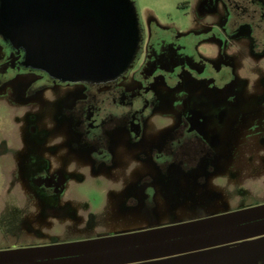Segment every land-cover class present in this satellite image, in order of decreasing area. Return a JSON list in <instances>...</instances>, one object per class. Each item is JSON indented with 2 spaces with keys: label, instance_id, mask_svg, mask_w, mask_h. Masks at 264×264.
<instances>
[{
  "label": "flooded vegetation",
  "instance_id": "flooded-vegetation-1",
  "mask_svg": "<svg viewBox=\"0 0 264 264\" xmlns=\"http://www.w3.org/2000/svg\"><path fill=\"white\" fill-rule=\"evenodd\" d=\"M130 2L137 36L126 63L68 78L28 61L1 27L0 0V93L22 105L29 151L13 193L21 220L0 225V239L47 253L16 262L27 251L2 248L0 264H139L117 254L181 240L139 238L220 220L212 233L252 224L228 223L254 209L250 195L264 197V0L185 2V30L145 19ZM90 178L116 199L112 211L127 215L124 229L97 232L69 252L55 248L51 221L79 220L66 196L72 182Z\"/></svg>",
  "mask_w": 264,
  "mask_h": 264
},
{
  "label": "rangeland",
  "instance_id": "rangeland-1",
  "mask_svg": "<svg viewBox=\"0 0 264 264\" xmlns=\"http://www.w3.org/2000/svg\"><path fill=\"white\" fill-rule=\"evenodd\" d=\"M193 1L136 0V3L140 14L145 19L154 14L162 24L175 25L179 29L185 30L191 23V11L179 10V6L185 2L193 3ZM23 112L22 105L15 98H8L0 93V147H2V141L7 143L6 154L0 153V225L2 226L10 225L12 227L15 222L21 220V215L14 213L12 209L18 206L13 193L21 189V184H19L21 180L20 164L26 159L29 152L25 147L27 146V124L26 114ZM22 185L25 191H32L26 182ZM251 185L253 186V183ZM105 187L102 182L92 178L83 183L72 182L70 184L68 192L72 195L66 196V198L72 201L75 208L79 209V220L73 221L69 217H63L51 221L54 227L50 224V228L55 230L58 238V243L54 244L55 248L69 252L68 249L82 247L89 239L95 237L97 232L124 229L123 219L127 215H116L112 211L116 199L108 192H103ZM29 202L26 200L25 203L29 205ZM248 204L249 208L254 209L240 219L230 220L228 224H236V222L252 224L217 233L212 232L219 231L224 227L221 220L198 225L191 224L179 229L155 233L142 239L139 238L135 243L145 245L165 242L168 239L170 241L171 238L181 239L177 242L144 247L117 255L122 258L127 255L138 256L139 264H264V221L256 222L264 219V197L250 195ZM31 216L32 214L27 215V219ZM91 219L93 220L91 221ZM92 226H94L93 229ZM119 234L123 235L121 232ZM191 236L192 238H187ZM236 242L239 244L234 245ZM14 244L11 242L6 245L0 239V261L7 258L4 250L11 255H16L21 250L27 251L28 257L13 259L16 262L31 260L28 259L29 255H32L31 253L38 252L34 259H42L41 255L47 254L44 246L34 249L20 244L14 248ZM39 244L50 245V240H43ZM230 244L231 247L226 248ZM223 245L225 247H221ZM2 248H4L3 251ZM101 258L103 257L96 259L100 260ZM92 259H82L81 261H92Z\"/></svg>",
  "mask_w": 264,
  "mask_h": 264
},
{
  "label": "water",
  "instance_id": "water-1",
  "mask_svg": "<svg viewBox=\"0 0 264 264\" xmlns=\"http://www.w3.org/2000/svg\"><path fill=\"white\" fill-rule=\"evenodd\" d=\"M2 29L32 64L72 78L110 72L133 52L137 18L130 0H2Z\"/></svg>",
  "mask_w": 264,
  "mask_h": 264
}]
</instances>
